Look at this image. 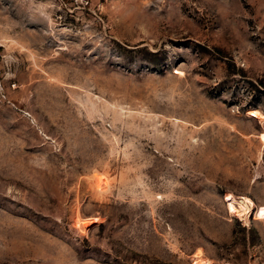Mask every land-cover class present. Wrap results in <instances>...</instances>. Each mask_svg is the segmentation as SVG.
Segmentation results:
<instances>
[{
  "label": "rangeland",
  "instance_id": "1",
  "mask_svg": "<svg viewBox=\"0 0 264 264\" xmlns=\"http://www.w3.org/2000/svg\"><path fill=\"white\" fill-rule=\"evenodd\" d=\"M254 109L264 0H0V264H264Z\"/></svg>",
  "mask_w": 264,
  "mask_h": 264
},
{
  "label": "bare ground",
  "instance_id": "2",
  "mask_svg": "<svg viewBox=\"0 0 264 264\" xmlns=\"http://www.w3.org/2000/svg\"><path fill=\"white\" fill-rule=\"evenodd\" d=\"M251 116L256 118V119L261 120L264 123V113L263 112H261L257 109H254L251 111ZM261 141L264 145V132L261 136ZM241 203H242L243 207L245 208V210H244V213L240 216V219L243 222L247 223L249 221V214L252 211V208L254 205H253V202L248 198L241 199ZM229 207H230L231 213L235 214V212H236L235 205L232 202H230ZM88 227H89V224H87V222L81 223V228L83 230H85V231L88 230ZM197 259H198L199 264H207V262H205L204 259H202L200 256Z\"/></svg>",
  "mask_w": 264,
  "mask_h": 264
}]
</instances>
